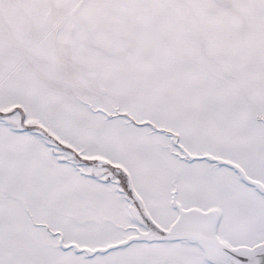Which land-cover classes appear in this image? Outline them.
<instances>
[{"label":"snow or ice","instance_id":"obj_1","mask_svg":"<svg viewBox=\"0 0 264 264\" xmlns=\"http://www.w3.org/2000/svg\"><path fill=\"white\" fill-rule=\"evenodd\" d=\"M0 264H264V0H0Z\"/></svg>","mask_w":264,"mask_h":264}]
</instances>
